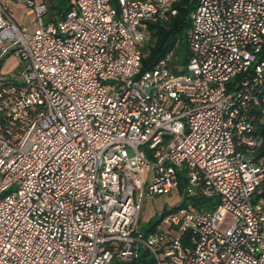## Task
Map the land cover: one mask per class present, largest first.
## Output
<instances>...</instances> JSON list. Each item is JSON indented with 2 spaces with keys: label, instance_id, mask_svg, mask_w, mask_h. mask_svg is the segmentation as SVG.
<instances>
[{
  "label": "built area",
  "instance_id": "1",
  "mask_svg": "<svg viewBox=\"0 0 264 264\" xmlns=\"http://www.w3.org/2000/svg\"><path fill=\"white\" fill-rule=\"evenodd\" d=\"M175 0H74L44 22L39 0H0V264H264V0H199L191 58L142 70L149 25ZM32 7L35 27L10 7ZM107 84L113 86L110 92ZM183 207L142 232L145 195Z\"/></svg>",
  "mask_w": 264,
  "mask_h": 264
},
{
  "label": "trees",
  "instance_id": "2",
  "mask_svg": "<svg viewBox=\"0 0 264 264\" xmlns=\"http://www.w3.org/2000/svg\"><path fill=\"white\" fill-rule=\"evenodd\" d=\"M46 3L48 12L46 19L48 21L56 20L63 17V15L69 10L74 0H39ZM199 0H175L172 6L177 10L176 15L172 16L170 20L166 22H155L149 25L148 37L143 44V59L142 70H151L155 65L168 53L173 52V60L171 66L176 73H181L178 70L179 65L187 66L191 58V52L188 44H186V36L190 28V13L196 7ZM186 47V48H185ZM3 60L0 62V66ZM7 82V81H6ZM5 82V83H6ZM257 131L264 136V121L258 122ZM260 153L264 154V145L260 150ZM186 181L184 175H181L180 191L184 192ZM262 194L257 196V199H264V182H263ZM217 203L213 200L197 197H187L185 202L175 208L174 211L183 207H197L203 209L214 210ZM172 211H166L163 216ZM162 216V217H163ZM159 222V221H157ZM156 223L145 231L149 232L154 229ZM110 264H156L155 258L150 250L141 248L137 258L132 261H123L118 257H115Z\"/></svg>",
  "mask_w": 264,
  "mask_h": 264
},
{
  "label": "rangeland",
  "instance_id": "3",
  "mask_svg": "<svg viewBox=\"0 0 264 264\" xmlns=\"http://www.w3.org/2000/svg\"><path fill=\"white\" fill-rule=\"evenodd\" d=\"M44 22L45 23L47 22L46 18L44 19ZM186 44H188L187 36H186ZM12 54L13 55L10 56L6 61H8L7 66L9 67L11 65L10 62L14 60V76H15L17 75L16 71L19 70L20 62L17 56L14 53ZM5 66L6 64L3 66V69ZM3 77H5V75H3L2 68H1L0 69V79ZM107 87L109 88L111 92L113 89V86H111L110 84H107ZM187 197L188 196L186 192L185 191L181 192L180 189L178 188L175 189V191L170 194H158V195H147L146 194L143 199L142 209L138 217V226L140 230L142 232H145L146 230H148L151 227V225H153L154 223H156L157 221L161 219V217L166 211H174L175 208L181 206L185 202V199Z\"/></svg>",
  "mask_w": 264,
  "mask_h": 264
},
{
  "label": "crops",
  "instance_id": "4",
  "mask_svg": "<svg viewBox=\"0 0 264 264\" xmlns=\"http://www.w3.org/2000/svg\"><path fill=\"white\" fill-rule=\"evenodd\" d=\"M10 7L12 8L13 16L19 22V24L29 28L35 27L36 16L32 7L28 6L24 2H12ZM12 55V52H10L7 55L2 56L0 48V62L3 60L0 69L2 68V73L5 75V77L0 79V84L5 83L6 81L9 82L14 77V60L10 62L11 65L9 67L7 66L8 61H6ZM5 64L6 66L3 69Z\"/></svg>",
  "mask_w": 264,
  "mask_h": 264
}]
</instances>
